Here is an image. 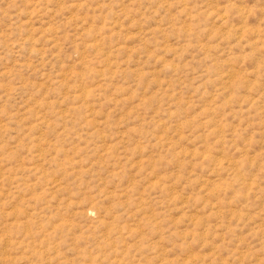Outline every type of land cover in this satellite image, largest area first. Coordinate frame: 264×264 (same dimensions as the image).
Instances as JSON below:
<instances>
[{
	"label": "rangeland",
	"instance_id": "obj_1",
	"mask_svg": "<svg viewBox=\"0 0 264 264\" xmlns=\"http://www.w3.org/2000/svg\"><path fill=\"white\" fill-rule=\"evenodd\" d=\"M0 264H264V0H0Z\"/></svg>",
	"mask_w": 264,
	"mask_h": 264
}]
</instances>
